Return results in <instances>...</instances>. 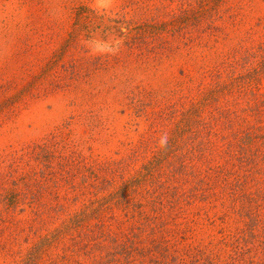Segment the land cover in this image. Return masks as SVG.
Returning a JSON list of instances; mask_svg holds the SVG:
<instances>
[{
	"label": "rangeland",
	"instance_id": "1",
	"mask_svg": "<svg viewBox=\"0 0 264 264\" xmlns=\"http://www.w3.org/2000/svg\"><path fill=\"white\" fill-rule=\"evenodd\" d=\"M153 21L164 27L162 43L150 39L155 48L126 57V25ZM263 55L264 0H0V264H21L41 236L78 211L87 212L97 232L101 219L119 230L125 210L114 202L117 190L134 177V217L121 225L126 232L133 223V231L151 235L149 226L137 228L145 218L159 240L201 248L206 263L264 264V159L256 169L248 162L234 173L228 167L255 194L244 202L222 190V174L207 168L234 152L222 143L234 139L228 130L206 146V161L196 151L185 156V140L214 123L213 108L237 103V123L256 127L259 160ZM78 59L83 77L73 79ZM229 70L240 75L233 92H216L215 82L226 81ZM192 106L199 112L184 113ZM179 127L188 129L185 136ZM165 133L175 146H159ZM159 150H167L163 161ZM250 202L261 203L258 213L243 205ZM98 240L113 243L111 235ZM64 242H52L43 260L85 263L82 254H63Z\"/></svg>",
	"mask_w": 264,
	"mask_h": 264
},
{
	"label": "trees",
	"instance_id": "2",
	"mask_svg": "<svg viewBox=\"0 0 264 264\" xmlns=\"http://www.w3.org/2000/svg\"><path fill=\"white\" fill-rule=\"evenodd\" d=\"M115 21H119V19ZM126 26L125 27L127 28V31L123 39V43H125L126 48L122 50V53H125L126 57H131L132 54L144 55L147 48H155L157 43L155 42V40L151 42L150 39L158 38V41L162 43L159 39L160 31L164 29L161 22L153 21L142 23L140 26ZM163 40L165 42L164 38ZM118 56L123 58L121 55ZM79 64L80 60H75V64H73L74 66L72 67L71 71V76L73 77V79H79L80 77H83L82 72H80V70L77 68V66L80 67ZM259 67L261 70H264V55ZM232 71L233 70L228 71L226 81H224V79H218L212 89H214L216 92L219 91L221 94L226 93L227 91L231 92V86L234 81L236 79H240V75L234 74ZM238 94H242L241 91H239ZM216 97L218 98V96ZM212 101L214 100H209V103ZM198 103H201L199 111L203 110L206 106L205 97L202 98V101L199 100ZM236 104L237 103L234 104V107L228 109L222 107H214V123L210 125L209 130H207L206 132L204 128L208 125V122H205L199 126L197 125V127L195 125V121H191L190 126H196L198 129L194 131V135L190 139L185 140V144L189 145L190 149H192H189L188 153L185 156L186 158H188L190 155L192 157V152L196 151L195 158H201L206 161V146L217 144L218 141L220 142V139L223 137V133H221V131L228 130L233 135L234 139L232 141L224 139L222 143L233 144V146H235L234 152L231 153V156L228 160L225 159L223 162L221 161L218 164L207 162V168L210 169L213 173L222 174V176H219L221 177L220 188L222 190L229 189L228 191L231 192L233 199H241L245 202L248 195L254 196L255 194H252V192L247 190L243 179H240V177H233L229 172L228 167H234L233 171L230 168L231 172L234 173V170H238L237 168H239V164H241V162H248L250 168L256 169L258 167L257 162L262 158L264 159V153L261 154L262 152H260L261 156L259 157V160L255 158L254 139L258 134L256 127L253 124L245 126L237 123L238 120L235 118V112L237 111V109L235 108ZM192 111H194L193 114L199 112L197 111L196 107L192 106L190 108H187L184 113ZM186 126L188 125L186 124ZM186 130L188 129L179 127V135L183 136ZM261 135L264 136V134ZM173 138V135L169 136L167 147L169 145L175 146V143L171 141ZM215 138H217V141H215ZM262 142L264 146V141ZM197 144L199 145L197 146ZM219 146H221V144L218 145V147ZM164 151L165 150H159V154L162 155L159 156V161H163L166 159L164 155H166L167 150L166 152ZM209 160L210 159H208V161ZM153 167L154 169L157 168L155 166ZM162 169L161 171H159V173L164 174L165 171ZM169 170H172L171 173L177 174V170L173 169L172 164H170ZM147 174L150 177L152 175V172H147ZM214 175L215 174L210 173L209 177L206 178V181H211L208 185H205V190L211 189ZM136 179L138 178L134 177L132 179H126L123 182V185H121L117 190L118 197L114 202L116 203V206L118 208L125 210V218H117L119 226L118 228H120L119 230L111 231V228L105 225V220L101 219L103 226H99L100 230L99 232H97L94 230V228L91 227V223L87 220L89 216L86 211L82 210L75 212L71 214L69 218L62 224L51 230L47 236H41L30 247L24 261L21 264H58L57 262H53L51 257L47 260H43L42 255L46 252L48 246H51L52 242L55 241L57 243H60L63 240L65 241L64 243H68L63 247V254H82L84 255V258L86 257L85 263H82L83 261H81L80 258L79 261L76 260V262H80L78 264H210L206 263V261H209L208 255L205 254V252L201 248H197L195 251H190V247L179 248L175 247L173 244H168V239H166V241L159 240V238L154 235L155 230H153V226L148 225V222L144 220L145 218H142L143 221H140V225L137 226V228H139L140 230H146L149 226L151 235H148V237H142L141 233L133 231V229L136 228L135 226H133V223H129L130 227L128 228L130 229L127 232L125 229L121 228V225L124 222H127L129 219H133L134 217V211L131 212L130 210V205L133 197L129 196V194L132 191V185L136 184L133 182ZM154 183H157L156 177L154 179ZM167 189L168 188L164 190V193H166ZM262 195H264V190L261 191V196ZM249 200L251 202L255 201V199L254 201H252L251 198H249ZM204 201L211 202L212 199H207L204 197ZM221 202L227 207V209L230 208V210H235V208H233L234 206L232 207V205H230L229 200H221ZM251 202L243 203V205L247 207V209H251L252 211H254L253 214L258 213V207L261 203H256V205H253ZM103 209H105V207L99 210L102 211ZM141 211L143 215L147 214V211ZM245 212H247V210H245ZM257 219L260 220L259 218ZM105 227H107L108 229H106ZM110 235L113 238L112 245H110L109 243L100 244V241L98 240L99 237L108 240L110 239Z\"/></svg>",
	"mask_w": 264,
	"mask_h": 264
},
{
	"label": "clouds",
	"instance_id": "3",
	"mask_svg": "<svg viewBox=\"0 0 264 264\" xmlns=\"http://www.w3.org/2000/svg\"><path fill=\"white\" fill-rule=\"evenodd\" d=\"M168 135L165 133L163 134L159 140H158V144L159 146L162 148V149H165L167 148V145H168Z\"/></svg>",
	"mask_w": 264,
	"mask_h": 264
}]
</instances>
